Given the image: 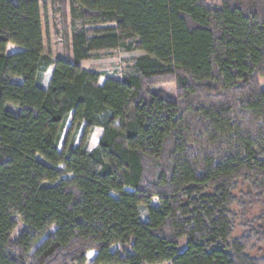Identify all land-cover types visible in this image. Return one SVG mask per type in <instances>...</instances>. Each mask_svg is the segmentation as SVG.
<instances>
[{
  "label": "trees",
  "instance_id": "trees-1",
  "mask_svg": "<svg viewBox=\"0 0 264 264\" xmlns=\"http://www.w3.org/2000/svg\"><path fill=\"white\" fill-rule=\"evenodd\" d=\"M44 1L0 0V264H264V0H73L56 59Z\"/></svg>",
  "mask_w": 264,
  "mask_h": 264
},
{
  "label": "rangeland",
  "instance_id": "rangeland-1",
  "mask_svg": "<svg viewBox=\"0 0 264 264\" xmlns=\"http://www.w3.org/2000/svg\"><path fill=\"white\" fill-rule=\"evenodd\" d=\"M16 2V0H13ZM207 3L213 7L220 6V0H207ZM82 13H89L83 10L73 0H46L43 2V28L45 39V52L53 59L61 58L64 55V21L68 23L69 34L82 27ZM144 55L143 52L133 49L128 51L126 48H118L115 50H108L97 52L93 54L90 60L82 63L84 68L103 73L105 77H113L122 79L133 70L135 60ZM52 69H50L42 79L44 86H47L51 76ZM13 82H20L19 78H12ZM105 78L101 80L103 84ZM166 90L170 94H174V86H167ZM7 109L15 113L18 112V107L14 105H7ZM101 129H95L89 143V150H94L99 142ZM144 218V217H143ZM23 229L20 223L13 235L15 238ZM186 247V239H182L180 243V250Z\"/></svg>",
  "mask_w": 264,
  "mask_h": 264
}]
</instances>
